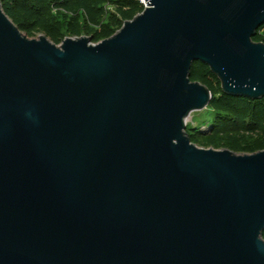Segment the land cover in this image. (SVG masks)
<instances>
[{"label": "water", "instance_id": "obj_1", "mask_svg": "<svg viewBox=\"0 0 264 264\" xmlns=\"http://www.w3.org/2000/svg\"><path fill=\"white\" fill-rule=\"evenodd\" d=\"M145 1L57 45L0 0V264H264V149L187 135L211 122L194 62L264 97V0Z\"/></svg>", "mask_w": 264, "mask_h": 264}, {"label": "trees", "instance_id": "obj_2", "mask_svg": "<svg viewBox=\"0 0 264 264\" xmlns=\"http://www.w3.org/2000/svg\"><path fill=\"white\" fill-rule=\"evenodd\" d=\"M106 3L116 5L115 11L107 17V22L103 20ZM1 7L22 32L28 34L35 29L40 30L55 44L65 37L64 28L76 33L79 30L77 24L71 23V26H68L60 19L66 17L68 13L75 15L76 11L81 10L87 23L97 28L91 38L97 36L107 38L117 31L125 20L133 18L142 10L135 0H121L120 2H111V0H1ZM53 10H57V15L53 14ZM252 39L264 42V24L257 29ZM190 78L206 85L212 93L208 104L215 111L211 123L212 128L215 127L224 132L228 127L237 130L243 125L245 129L260 131L263 135L251 143H240V140H236L235 137L228 136L232 143L226 146L227 149L243 152H256L264 149V97L251 99L223 93L218 78L206 64L200 61L194 62L191 66ZM187 135L191 142L198 141L194 134L187 132ZM208 145L215 148L220 147L213 137L209 138ZM262 237L264 239V231Z\"/></svg>", "mask_w": 264, "mask_h": 264}, {"label": "rangeland", "instance_id": "obj_3", "mask_svg": "<svg viewBox=\"0 0 264 264\" xmlns=\"http://www.w3.org/2000/svg\"><path fill=\"white\" fill-rule=\"evenodd\" d=\"M121 0H111V2H120ZM116 5L112 3H106L103 20L107 22V17L111 15L115 11ZM57 10H53V14L57 15ZM64 23H66L68 26H71L72 24H77L79 26V30L76 32L72 31L71 29H65L64 28V34L65 37H80V36H87L91 37L96 32V27L92 24H88L87 20L81 10L76 11V14L73 15L72 13H68L66 17L60 18ZM26 34L25 32H23ZM44 32L40 30H34L31 33H28L27 36L29 38H37L39 35H43ZM45 35V34H44ZM64 37V38H65ZM102 39V36L92 37L91 42L96 43ZM53 42V41H52ZM55 43V42H53ZM61 42L56 43L59 45ZM205 109L211 114V122L209 126L202 132L201 135L195 134V136L198 138V141L195 143L198 147L201 148H214V149H227L226 146H229L231 142V139L228 138V136L235 137L236 140H240V143H251L257 138L263 137V135L260 133V131H249L244 128L243 125L239 129H234L233 127H228L224 132H221L220 129H216L215 127L212 128L211 123L213 122V118L215 116V111L209 107L208 105L205 107ZM215 138V142L220 145V147L215 148L212 145L209 144V138ZM233 152H243L242 150H232Z\"/></svg>", "mask_w": 264, "mask_h": 264}, {"label": "built area", "instance_id": "obj_4", "mask_svg": "<svg viewBox=\"0 0 264 264\" xmlns=\"http://www.w3.org/2000/svg\"><path fill=\"white\" fill-rule=\"evenodd\" d=\"M135 1H137L140 4L142 9L144 8V6H146V1L145 0H135Z\"/></svg>", "mask_w": 264, "mask_h": 264}]
</instances>
